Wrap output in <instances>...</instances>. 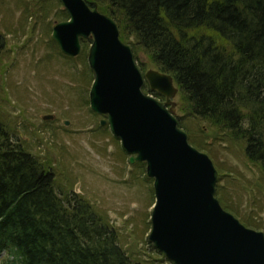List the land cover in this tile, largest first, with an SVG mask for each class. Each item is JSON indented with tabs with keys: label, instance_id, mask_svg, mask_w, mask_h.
Returning a JSON list of instances; mask_svg holds the SVG:
<instances>
[{
	"label": "trees",
	"instance_id": "trees-1",
	"mask_svg": "<svg viewBox=\"0 0 264 264\" xmlns=\"http://www.w3.org/2000/svg\"><path fill=\"white\" fill-rule=\"evenodd\" d=\"M94 1L116 22L134 59L143 54L172 76L183 111L178 126L188 119L206 124L220 142L240 146L264 174V0ZM56 187L49 167L0 120L2 264L139 263L90 202Z\"/></svg>",
	"mask_w": 264,
	"mask_h": 264
},
{
	"label": "rangeland",
	"instance_id": "rangeland-1",
	"mask_svg": "<svg viewBox=\"0 0 264 264\" xmlns=\"http://www.w3.org/2000/svg\"><path fill=\"white\" fill-rule=\"evenodd\" d=\"M88 1L102 12L96 1ZM67 19L60 0H0V37L5 40L0 52V120L13 139L49 167L57 192L73 191L90 202L138 264H173L148 244L155 197L145 163L129 162L108 124L100 125L106 117L89 106L93 71L87 61L88 39L80 38L81 50L74 57L65 55L52 39L55 22ZM134 60L143 74L157 69L143 54ZM142 90L152 95L146 80ZM155 98L164 101L162 96ZM173 101L180 117L179 92ZM44 115L55 118L45 121ZM185 123L182 129L189 143L204 148L198 150L217 170L219 204L244 226L264 234L262 171L247 160L240 146L217 140L206 124L191 119ZM5 257L0 254V264Z\"/></svg>",
	"mask_w": 264,
	"mask_h": 264
},
{
	"label": "water",
	"instance_id": "water-1",
	"mask_svg": "<svg viewBox=\"0 0 264 264\" xmlns=\"http://www.w3.org/2000/svg\"><path fill=\"white\" fill-rule=\"evenodd\" d=\"M69 18L55 22L52 39L70 57L80 53V37L93 71L89 106L105 115L129 162L145 163L155 202L148 239L173 264H264V234L244 226L215 197L217 170L178 126L171 75L139 70L116 22L85 0H60ZM148 88L164 97L144 93ZM53 120L54 115H44ZM64 125L69 122L62 121Z\"/></svg>",
	"mask_w": 264,
	"mask_h": 264
},
{
	"label": "flooded vegetation",
	"instance_id": "flooded-vegetation-1",
	"mask_svg": "<svg viewBox=\"0 0 264 264\" xmlns=\"http://www.w3.org/2000/svg\"><path fill=\"white\" fill-rule=\"evenodd\" d=\"M67 15H68V14H67ZM68 18H69V17H68ZM67 20H68V19H67ZM65 21H66V20H65ZM54 25H55V24H54ZM52 28H53V27H52ZM80 38H82V37H80ZM87 39H88L87 43L90 44V42H91V38L87 37ZM142 88H143V87H142ZM98 115H99V114H98ZM104 116H105V115H104ZM102 119H105V118H102ZM102 119H101V120H102ZM101 120H100V121H101ZM100 121H99V123H100ZM100 125H101V124H100Z\"/></svg>",
	"mask_w": 264,
	"mask_h": 264
}]
</instances>
